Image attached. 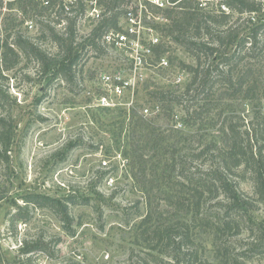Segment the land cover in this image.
I'll list each match as a JSON object with an SVG mask.
<instances>
[{"label":"trees","instance_id":"1","mask_svg":"<svg viewBox=\"0 0 264 264\" xmlns=\"http://www.w3.org/2000/svg\"><path fill=\"white\" fill-rule=\"evenodd\" d=\"M127 1L99 0L105 11L83 48L88 45L103 52L102 35L111 28H120V7ZM14 2L0 0V15L6 6L12 8ZM25 2L21 5L24 12L39 7L34 0ZM172 2L173 7L165 11L170 21L160 28L196 60L194 65L183 64L191 74L185 88L179 92L151 91L149 94L159 106V114L151 117L141 113L144 105L131 111L101 109L103 113L117 111L119 121L128 118L125 136L122 140L116 138L117 149H112L123 157L125 166L131 167L146 208L145 214L138 208L126 210L142 217L134 236L165 258L154 257L157 264H214L207 255L209 238L217 262L243 264L228 245L232 241L229 239L243 230L259 234L254 247L264 253V223L252 217V200L242 194L237 179L252 180L255 192L264 197V21H252L253 13L260 10L256 0H226L238 14L235 21H231L230 13H207L190 0ZM60 10L63 14L64 8ZM85 10L86 4L80 0L72 9L73 17L64 13L67 25L61 34L57 25H43L42 32L50 33L58 46L54 57L24 35L10 43L11 35L1 37L0 29L2 58L7 63L9 56L14 55L16 63L20 52L34 56L46 70L54 65L55 77L70 83L74 80L73 68L81 59L77 25ZM246 13L249 16L239 22ZM165 50L168 49L163 44L161 51ZM239 96L243 102L254 104L251 119L237 113L235 103ZM6 97L0 91V98ZM176 106L184 111L181 118L175 113ZM161 118L168 120L167 126L157 123ZM205 123L212 127L220 123L218 133L210 137L201 134ZM186 128L189 129L185 131ZM14 135L11 115L0 118V165L10 164L8 152ZM30 198L60 216L66 230H71L74 223L67 202L90 203L87 196L82 199L71 195L64 202L62 198L45 195ZM23 263L18 259L9 264Z\"/></svg>","mask_w":264,"mask_h":264},{"label":"rangeland","instance_id":"2","mask_svg":"<svg viewBox=\"0 0 264 264\" xmlns=\"http://www.w3.org/2000/svg\"><path fill=\"white\" fill-rule=\"evenodd\" d=\"M25 1L15 0L12 8L5 5L0 15L1 37L10 34L11 43L18 35H24L54 57L58 46L50 33L42 32V27L55 24L60 34L64 32L63 22L58 25L63 19L62 7L55 14L56 8L34 0L39 7L24 12L21 5ZM82 1L86 10L77 25L81 59L73 68L75 75L70 83L55 77L54 65L46 70L34 56L28 57L19 51L16 63H13L14 55L6 63L3 50L0 52V91L8 95L6 99L0 98V118L11 115L15 129L8 152L10 164L0 165V264L18 259L23 264H157L154 257L165 259L134 236L142 217L128 214L126 209L138 208L145 214V198L132 178L131 167L125 166L123 157L112 149L115 139L122 140L125 136L128 118L119 121L117 111L103 113L101 109L107 108L98 107L92 101L96 73L104 68L115 70L122 64V58L117 50L104 48L99 52L88 45L82 47L91 39L92 30L105 11L102 6L94 16L88 0ZM217 1L207 13H230L231 21H235L238 14L229 8L226 0L222 1L229 12L222 9L221 0ZM256 1L260 10L253 13L252 21L259 23L264 21V0ZM67 16L73 17V14ZM248 16L243 14L239 22ZM157 33L168 49L163 54L174 61V68L171 73L159 71L152 84L139 92L138 106L148 107L150 117L159 114V106L149 93L160 89L181 91L191 75L183 64H196L194 56L174 37L161 28ZM179 72L184 76L180 87L173 81ZM241 98H237L235 109L251 119L254 104ZM262 106L264 112V102ZM175 113L180 118L184 115L180 106L175 107ZM157 123L167 126L168 120L161 118ZM220 125L212 127L205 123L200 133L210 137L218 133L216 129ZM237 179L242 194L252 200V217L264 223V197L255 192L252 180ZM43 195L62 198L63 202L71 195L87 196L90 203L67 202L74 223L71 230H66L61 217L53 210L30 200ZM257 234L243 230L229 239L232 241L228 245L239 262L264 264V253L254 247ZM206 246L209 259L221 264L215 258L211 238Z\"/></svg>","mask_w":264,"mask_h":264},{"label":"built area","instance_id":"3","mask_svg":"<svg viewBox=\"0 0 264 264\" xmlns=\"http://www.w3.org/2000/svg\"><path fill=\"white\" fill-rule=\"evenodd\" d=\"M38 1L51 9L56 8L55 14L62 5L66 15H74L72 9L79 4V0ZM190 1L205 12L212 8L215 2V0ZM87 2L91 5V14L98 15L102 7L99 0ZM219 4H222L223 10L229 12L222 0ZM173 5L172 0H128L121 7L123 14L119 22L120 28L106 31L102 35L101 46L107 50H117L122 58V64L115 70L107 71L105 70L107 68H104L96 73L92 94L94 104L107 109L131 111L138 107L139 92L145 86L152 84L150 82L154 80L155 74L157 75L161 70L170 73L173 71L171 60L161 51L163 41L157 33L161 26L169 23L165 11ZM63 19L58 21V25L62 22L64 26L67 25V20ZM183 80L184 76L181 72L173 79L178 86ZM141 113L148 116L150 109L144 107ZM104 164L106 165L107 162L104 161Z\"/></svg>","mask_w":264,"mask_h":264}]
</instances>
